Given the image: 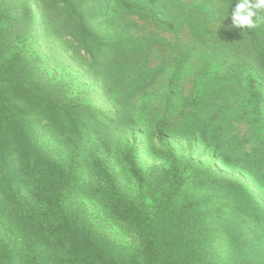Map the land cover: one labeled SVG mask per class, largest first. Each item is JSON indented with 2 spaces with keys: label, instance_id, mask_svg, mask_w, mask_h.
<instances>
[{
  "label": "rangeland",
  "instance_id": "1",
  "mask_svg": "<svg viewBox=\"0 0 264 264\" xmlns=\"http://www.w3.org/2000/svg\"><path fill=\"white\" fill-rule=\"evenodd\" d=\"M70 1L78 16L62 0H0V220L8 219L14 232L24 228L29 220L27 206L44 210L35 197L43 192L40 188L42 178L49 174L48 162L75 157L76 168L70 177L74 193L66 203L72 211L84 210L100 232H109L115 247L110 264H147L148 250L141 233L113 215L111 194L93 154L99 148L113 156L111 163L121 174V186L127 184L137 194L118 151H105L106 143L121 149L130 143L133 131L139 130L142 169L150 177H162L170 163L153 134L155 124L168 119L180 134L187 129L198 134L194 147L176 142L179 159L190 165L188 176H200L188 182L179 202L195 203L194 214L210 212L211 228L217 224L216 231L223 235L229 232L224 223L234 220L232 216L252 221L255 236L264 235V222L239 216V208L264 213V76L242 70L240 53L231 58L230 70L227 64V69L218 72L223 62L213 59L214 42L192 57V51L184 48L187 37L181 36L182 54L165 69L161 64L171 60L175 50L157 46L152 51L148 60L151 69H160L158 78L145 91H138L140 80L119 79L127 58L115 53L114 40L121 34L115 32L122 30L118 17L136 22L142 34L164 39V45L175 44L176 37L164 32L147 12L126 10L117 0ZM166 2L171 10L175 6L173 14L181 20L197 16L211 32L232 30L224 16L228 11L225 0ZM120 45L136 46L132 42ZM129 91L135 92V98L127 107L123 101ZM79 94L84 104L100 113L73 111L57 116L49 110L48 102ZM196 102L198 106L184 108ZM28 141L36 152L27 153ZM77 145L82 146L80 155L74 152ZM41 224L37 235H44L45 244L38 257L44 264H86L90 255L107 264L104 256L108 252L94 249L85 230L81 239L57 246L51 234L54 222ZM18 264H27L26 259Z\"/></svg>",
  "mask_w": 264,
  "mask_h": 264
},
{
  "label": "trees",
  "instance_id": "2",
  "mask_svg": "<svg viewBox=\"0 0 264 264\" xmlns=\"http://www.w3.org/2000/svg\"><path fill=\"white\" fill-rule=\"evenodd\" d=\"M62 1L71 13L78 16L77 9L70 0ZM117 1L126 10L147 12L164 32L176 37L175 44L164 45L166 43L164 39L158 40L152 34H142L136 22L126 21L122 16L118 17L122 30L115 32L121 33L114 40L115 53L117 56L125 55L127 58V62L124 64L125 71L121 72L119 79L123 82L140 80L141 85L138 91H145L158 78L157 73L160 69H151L148 60L152 51L157 46L161 49L167 46V49L175 50V56L161 64L160 68L165 69L168 65L177 62L178 57L182 54L183 48H180L178 39L181 36L187 37L188 45L184 48L192 51V57L196 51L214 42L216 46L213 59L214 61L222 59L221 62H223L221 68L217 69L218 72L222 68H226L227 64L232 63L233 55L240 53L243 61L240 67L242 70L251 71L257 76H264V30L262 24L254 29L231 26L232 20L229 15L231 6L234 8L239 0H225L228 11L224 16L228 19L232 30L222 34L211 32L208 27L202 25L197 16L187 17L185 20L176 17L173 14L176 10L175 6L173 5L174 10H171L167 0ZM159 1L160 4H156ZM126 42L135 43L136 46L131 48L120 45V43ZM228 66L226 69L230 70L232 65ZM117 87L119 86L117 85ZM130 91H135V89ZM130 91L125 94L126 100L123 101L127 107L133 105L132 101L135 98V92ZM48 104L52 107L49 110L57 116L72 114L73 111L95 115L100 113L94 110L91 105L84 104L82 94L71 96L68 100L48 102ZM198 105V102L186 104L184 108H194ZM154 128L153 136L156 143L170 163V168L164 176L159 178L148 176L142 169L139 160L141 146L139 130L133 131L130 143H124L121 149L110 141L106 143L105 151H118L117 157L122 166L128 170V178L137 187V194L127 184L121 186V174L111 163L113 156L105 155L99 148L94 149L93 154L104 187L111 194L113 215L118 221L126 223L131 228H136L141 233L140 236L148 250L147 264H264V235L258 233L255 236L252 221L232 216L231 218L234 220H226L224 223V229H228L229 232L227 235H223L220 231H216L217 224L211 228L213 217L210 212L194 214L196 211L194 209L198 207L195 203L183 204L179 202L181 193L188 186V182L200 176H188L190 165L179 159L176 142L184 141L188 143L189 147H194L198 140L196 131L187 129L182 135L172 128L168 119H160ZM25 146L28 154L36 152L30 141L25 142ZM74 152L80 155L82 146H75ZM1 155L0 152V157ZM76 162L75 157L67 161L60 159V161L48 162L49 174L42 178L40 188L43 192L40 197H35L43 205L44 210L27 206L29 220L24 228L14 232L10 230L8 219L0 220V264H18L22 258L26 259L27 264H44L38 257L42 252L40 246L45 244L44 235H37V232L42 226L41 222L45 220L48 224L54 222L51 225V234L57 239L55 245L59 246L60 243H66L72 239L75 241L81 239L83 230H85L86 240L94 245V249L107 251L104 258L107 259V264L112 263L110 259L115 256V247L110 243V237L107 234L109 232L103 229L100 232L95 221L90 219L84 210L74 209L72 211L71 206L66 203L67 198L74 193L70 177L76 168ZM157 192L159 193L155 196L154 194ZM146 196H148V200ZM114 197L119 200L112 201ZM239 209L240 217L248 215L256 223L264 222L262 211L253 208H247L246 211L242 208ZM219 225L223 227V222H219ZM165 228L167 231L164 233ZM220 228L218 230L223 231ZM248 235L249 238H247ZM121 252L125 253L124 250ZM86 262V264L102 263L95 255L87 256Z\"/></svg>",
  "mask_w": 264,
  "mask_h": 264
},
{
  "label": "clouds",
  "instance_id": "3",
  "mask_svg": "<svg viewBox=\"0 0 264 264\" xmlns=\"http://www.w3.org/2000/svg\"><path fill=\"white\" fill-rule=\"evenodd\" d=\"M262 13H264V0H239L234 8L231 6L229 14L232 20L231 26L254 29L264 23V14Z\"/></svg>",
  "mask_w": 264,
  "mask_h": 264
}]
</instances>
